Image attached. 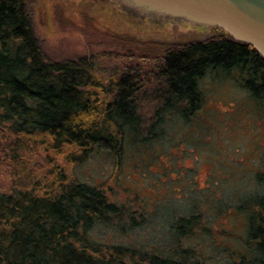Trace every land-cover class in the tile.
Masks as SVG:
<instances>
[{
    "label": "trees",
    "instance_id": "16d2710c",
    "mask_svg": "<svg viewBox=\"0 0 264 264\" xmlns=\"http://www.w3.org/2000/svg\"><path fill=\"white\" fill-rule=\"evenodd\" d=\"M215 32L217 38L178 43V49L150 43L159 52L121 39L114 46L133 55H100L123 66L104 79L96 55L49 61L32 27L29 0H0V136L11 140L5 155L14 181L23 173L31 177L41 153L49 165L54 156L80 164L95 151L120 153L128 140L148 146L171 113L192 120L203 105L199 81L209 70H240L241 87L264 103V58L222 29ZM149 103L154 109L145 114ZM58 173L61 179L47 182L43 195L29 187L0 191V264H196L192 248L169 257L98 243L90 237L96 223L122 220L127 212L99 188L67 183ZM239 210L246 238L231 254L234 264H264V196L244 199ZM197 224L196 216H179L174 231L192 236Z\"/></svg>",
    "mask_w": 264,
    "mask_h": 264
},
{
    "label": "rangeland",
    "instance_id": "374dc122",
    "mask_svg": "<svg viewBox=\"0 0 264 264\" xmlns=\"http://www.w3.org/2000/svg\"><path fill=\"white\" fill-rule=\"evenodd\" d=\"M112 10L116 8L100 0H29L32 27L46 58L63 61L96 55L104 79L113 72L119 75L123 66L100 55L111 56L117 50L125 59L127 53L133 55L132 49L114 46L121 39L146 46L156 43L164 50L220 35L177 25H138L125 18L122 22L115 17L118 10ZM240 75V70H209L199 81L203 105L192 120L185 123L183 116L171 113L163 134L148 146L128 140L120 153L95 151L80 164L54 156L59 167L51 161L49 165L41 153L31 163V177L23 173L17 181L5 155L11 140L0 136V191L29 187L43 195L47 182L61 179L60 172L67 183L99 188L127 212L122 220L96 223L90 237L98 243L169 257L179 256L181 248H192L196 252L189 256L196 264H234L231 254L243 249L247 227L239 207L246 198L264 196V103L241 87ZM143 106L145 114L152 113L154 103ZM179 216L198 219L192 236L174 231Z\"/></svg>",
    "mask_w": 264,
    "mask_h": 264
},
{
    "label": "water",
    "instance_id": "95a60500",
    "mask_svg": "<svg viewBox=\"0 0 264 264\" xmlns=\"http://www.w3.org/2000/svg\"><path fill=\"white\" fill-rule=\"evenodd\" d=\"M118 10L116 19L148 26L220 28L264 58V0H100ZM116 10H112L114 13Z\"/></svg>",
    "mask_w": 264,
    "mask_h": 264
},
{
    "label": "flooded vegetation",
    "instance_id": "af4514ba",
    "mask_svg": "<svg viewBox=\"0 0 264 264\" xmlns=\"http://www.w3.org/2000/svg\"><path fill=\"white\" fill-rule=\"evenodd\" d=\"M196 29H199V30H200V29H206V30H209V31H210V30H211V31H215V30H217V28L210 29V28H193V27H191V30H196ZM191 30H190V31H191Z\"/></svg>",
    "mask_w": 264,
    "mask_h": 264
}]
</instances>
